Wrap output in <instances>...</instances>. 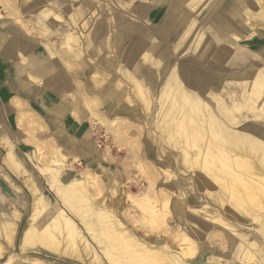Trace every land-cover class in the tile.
Returning <instances> with one entry per match:
<instances>
[{"label": "crops", "instance_id": "obj_1", "mask_svg": "<svg viewBox=\"0 0 264 264\" xmlns=\"http://www.w3.org/2000/svg\"><path fill=\"white\" fill-rule=\"evenodd\" d=\"M9 1L0 0V263L92 264L83 249L76 258L22 247L36 215L35 189L65 210L39 167L58 150L67 158L61 183L100 172L108 132L148 128L174 73L186 90L209 93L223 86L230 70L260 61V40L247 43L230 10L246 0H121L119 7L108 0ZM48 12L62 21L52 24ZM83 26L89 38L69 49L65 33ZM13 43L27 48L19 54L9 49ZM243 69L231 76L246 75ZM149 155L143 146L142 157ZM48 209L51 218L55 211Z\"/></svg>", "mask_w": 264, "mask_h": 264}, {"label": "bare ground", "instance_id": "obj_2", "mask_svg": "<svg viewBox=\"0 0 264 264\" xmlns=\"http://www.w3.org/2000/svg\"><path fill=\"white\" fill-rule=\"evenodd\" d=\"M231 2L233 1L231 0ZM248 8L252 11L258 9L257 12L261 15L264 11L263 6H260V0H253ZM48 16L51 19L54 18V20H61V17L53 12H48ZM47 32L48 30H46ZM66 34L67 42L78 41L76 33L68 31ZM26 48L13 43L9 49L12 51L15 49L23 54ZM130 78L135 84L138 94L145 98L147 95L144 94L142 86L132 75ZM182 85L174 73L162 88V94H160L162 95L161 109L158 113V118L162 121L161 132L163 130L169 140H175L179 143L180 155L185 163L184 165L189 166V171L191 168L204 171L205 174L210 176L211 185L214 186V183H218V189L225 194L227 202L230 201L229 198L233 199L232 203L244 217L258 220L261 223L257 230L264 237V214H260V211L264 210V176L261 173L264 171V68L258 70V73L254 75L251 83L252 89H248L246 86L243 87V97L246 101L244 106L238 101H233L232 106L227 105L221 95L223 93H217L216 89L200 95L186 90ZM206 96L210 97V103L203 100ZM244 108L251 115H248L249 113L241 115ZM243 118H245L246 123L244 125L239 122ZM249 119L252 123L248 122ZM11 160L12 166L18 172L23 170L15 158L11 157ZM152 166L150 163V165L140 167L141 172L150 182L149 191L143 197L130 195L129 199L141 212L146 216L148 215L145 220L154 222L156 226L161 224L166 227L167 216L171 214L172 210L171 194L166 190H161L160 194L156 192L155 184L152 182L153 179L147 174L148 172H155L156 169ZM66 167L67 158L59 152L48 166L39 167L48 179L50 191L59 198L67 211L58 209L54 201L51 200V202L46 196L40 194L38 189H35L37 195H39L36 215L33 218L31 227L29 226L30 228H27L22 236L21 244L24 249L39 246L58 255H73L76 258H81V249H83L86 255L92 258V264H198L196 260L194 263L179 259L180 257L170 252V246L166 240L157 241L158 247L155 249H151L152 247L149 248V246L146 247L145 244L140 243L139 240L137 241L136 236L131 235L124 223L118 219L117 214L107 209L109 205L106 208H99L86 195L87 183L85 181L69 178V184L61 183L62 177L67 172ZM168 175L169 177L166 176L167 181L172 178L170 174ZM202 182H199V184L208 183L204 178ZM227 191L231 196L229 198L227 197ZM111 194L112 197H118V191L115 189ZM158 204L162 206V209H158ZM50 206L55 211L51 218L50 209H48ZM184 207L183 203H178L179 211L183 216H187L191 224L185 225V232L180 235V241L186 246L179 245V247L182 250V257L192 258L196 253V250L192 248L195 245L193 239L201 241L204 234L208 233L212 226L202 220L201 217L188 215ZM200 212L205 215L210 213L207 206H203ZM230 213L232 214V212ZM220 222L237 234V229H233L231 225L224 223L222 220ZM240 239L246 242L243 236ZM257 241L258 239L253 237L251 241H248V248H246V245H239L238 242L234 244L233 241L235 248L237 245V249L241 252V259L245 261V264H263L264 258L260 261L256 259V254L263 256V251L261 246L258 247ZM92 242L100 248L103 255L102 259L94 253ZM178 242L177 244L181 243ZM202 245L206 247L204 243ZM210 258L208 264H220L215 263V260Z\"/></svg>", "mask_w": 264, "mask_h": 264}, {"label": "rangeland", "instance_id": "obj_3", "mask_svg": "<svg viewBox=\"0 0 264 264\" xmlns=\"http://www.w3.org/2000/svg\"><path fill=\"white\" fill-rule=\"evenodd\" d=\"M108 1V3L115 7H119V4L121 3V0ZM246 1L247 2H245L242 6L238 3L236 7H233L232 4L230 10L237 14L236 16H238V20L242 23V25H244L245 28L244 30L242 29V31L246 32L245 35H247L246 38L248 39L246 42L253 43L254 41L260 40V46L256 49L257 51H260L261 54V52L264 53V11H262V15L258 14V9H254L252 11L248 8V6L251 5L253 0ZM260 6H263L264 8V0H260ZM113 9L115 8L113 7ZM56 20L57 19L54 20V18H50V21L54 25L62 21V18L61 20ZM74 20V23H76V19ZM46 30H48L47 33ZM46 30H44L46 35L51 32L50 28ZM69 31L76 33L75 35L78 37V41L76 40L69 43L67 42V34L65 33L64 38L65 40L67 39L66 45L69 49H75L77 47L79 38L84 40L89 38L91 34L90 30L85 26L81 29H69ZM49 35H51V33ZM69 45L75 46L71 47ZM48 51L53 55L57 54L53 52V49L50 47H48ZM15 52L21 54L17 50H15ZM262 55H260V61L255 57L254 62H249L244 69L237 68L235 70H230V77L227 78V81L222 87L216 89L217 93H223L221 95L225 99L227 105L232 106L233 101H238L244 106L246 102L243 97L244 86L248 87V89H252L251 83L254 79V75L258 73V70L264 68V56ZM252 57L253 56H251V59ZM241 69H243V72L247 74L238 77L231 76V74L234 75V72H241ZM249 74L251 75L250 77L248 76ZM196 93L200 94V92ZM161 96L162 95H159V98L157 99L156 107L153 111L152 122L148 128L145 130L140 128L139 132H133L132 130L130 131L125 128L119 129V127L116 126V135L110 131L108 132V142L106 144V148H103L105 149V164H103L104 166L100 169V172L96 171L95 173H85L83 175H79L76 179L87 183L86 195L94 201L97 207L106 208L109 205L107 209L117 214L118 219L124 223L129 233L131 235L133 234V236L135 235V239L137 241L139 240L140 243L145 244L146 247L149 246V248L152 247L151 249H155L158 247L157 241L166 240L167 244L170 246H168L170 252H173L174 255L176 254L180 257L179 259H182L183 261L187 260L195 263V260L197 259L196 263L199 262L201 264H208V260L212 255L211 257L215 259V263L245 264V261L241 259V252L237 249V245L235 248L234 244L238 242L239 245L243 244L246 245V248H248V241H251L253 237H255L258 239V247L260 248L261 246L263 251V256L256 254V259L260 261V259L264 258V237L262 233L257 230L260 227L259 224L261 225V223L258 220H251L249 217H244V215L241 214V212L232 203L234 200L229 198L231 196L228 191L227 197L230 201L228 200L227 202L225 194L221 193L218 189V183H214V186L211 185L212 180H210V176L205 174L204 171L203 173L199 169L193 170L192 168L189 171V166L184 165L185 163L180 155L181 152L179 151V143L175 140H169L163 130L161 132L162 121L158 118V113L161 109ZM209 98L210 97L206 96L203 100L210 103ZM248 113V110L244 108L241 115H247ZM248 115L251 114L249 113ZM244 119L245 118L241 121L239 120L242 125L246 124ZM248 122H251L250 119ZM142 137L143 140L141 139ZM143 146L148 149L150 155L147 157L149 160L146 156L142 157ZM38 150L41 162L48 161L45 158L47 152L46 148L40 147ZM55 151L56 154H58V151ZM56 154L55 152L53 153L51 161L55 158ZM146 162L149 165L151 163V165H153L152 167L156 169L155 172L147 173L152 177L151 179H153L152 182L155 184L156 192L160 194L161 190H166L171 194L172 210L171 214L167 216L165 223L167 225L166 227L161 224L156 226L154 222L145 220L148 215L146 216L143 212H141L132 200L129 199L130 195H133L134 197H143L145 193L149 191L150 182L147 181L146 176H144V173L141 172L142 169H140L142 165H148ZM164 170L167 172L165 173ZM261 173L264 176V171ZM164 174H167V177H169L168 174H170L172 178L167 181ZM203 178L206 179L208 183L200 185L199 182L203 183ZM114 189L118 191L117 198L112 197L111 193ZM55 197L59 200L56 195ZM59 202L62 203L60 200ZM178 203H183L185 205L184 208L188 215L192 217H201L202 220L208 222L209 225L212 226L209 232L204 234V238L201 241L193 239L195 245L193 244L194 246L192 248L196 250V253L192 258L182 257V250H180L181 248L179 247V245H184V243L180 241V235L185 232V225H189L191 222H189L187 216H183L181 214L178 209ZM203 206H207V209L210 212L209 214L207 213L208 215L200 212ZM158 209H162L160 204H158ZM65 211H67V209H65ZM230 212H232V214ZM260 214H264V210L260 211ZM220 220L231 225L233 229H237V234L233 233L231 229L223 226L221 222L219 223ZM240 235L246 239V242L240 239ZM177 242L179 244H177ZM203 243L206 247H203ZM92 249L101 259L103 258L100 248L93 242ZM202 257L204 258V261L201 260Z\"/></svg>", "mask_w": 264, "mask_h": 264}]
</instances>
